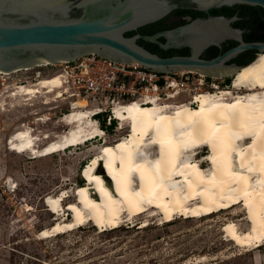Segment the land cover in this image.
I'll return each mask as SVG.
<instances>
[{"label": "bare ground", "instance_id": "1", "mask_svg": "<svg viewBox=\"0 0 264 264\" xmlns=\"http://www.w3.org/2000/svg\"><path fill=\"white\" fill-rule=\"evenodd\" d=\"M200 42L199 38L193 40L195 47ZM190 70L219 78L228 74L232 83L213 91H196L191 103L161 102L150 96L151 103L117 105L113 117L120 128H129L128 133L114 142L105 140L84 167L87 180L78 185L73 201L63 203L67 190L47 196V206L58 215L39 231L41 237L57 236L88 223L104 232L146 214L143 228L161 215L164 222L176 215L198 218L241 204L242 210L235 209L223 225L226 240L251 246V250L264 244V143L260 140L264 136V52L235 71ZM10 73L0 70V74ZM63 83L57 74L41 76L17 85L7 97L29 103L44 96L50 103V94L63 95ZM88 105L82 98L72 104L62 119L69 130L57 139L50 140L49 134L41 135L30 127L19 128L8 138L9 149L43 158L88 139L104 138L106 132L95 108ZM46 139L40 146L39 141ZM203 150L207 152L201 155ZM204 162L209 166H203ZM66 211L73 213L71 219L61 216ZM244 213L243 218H236ZM243 220L247 222L244 228Z\"/></svg>", "mask_w": 264, "mask_h": 264}, {"label": "rangeland", "instance_id": "2", "mask_svg": "<svg viewBox=\"0 0 264 264\" xmlns=\"http://www.w3.org/2000/svg\"><path fill=\"white\" fill-rule=\"evenodd\" d=\"M37 70L34 67L21 73L0 74V264H264V244L251 250V246L227 241L222 231L235 209L242 210L241 204L198 218L176 215L172 221L164 222L161 217L165 216L161 215L160 219H150L143 228L141 222L146 214L115 230L108 227L103 232L88 223L57 236L41 237L39 231L58 215L47 206V196L67 190L63 203L73 201L74 191L87 180L84 167L102 149L105 140L114 142L129 128H120L113 117V126L104 129L102 124L108 122L112 113L107 110L102 112L101 121L97 118L106 132L104 138L88 139L71 150L43 158L13 152L7 141L19 128L30 127L41 135L49 134L50 140L69 130L62 119L72 110L75 98L67 94L56 98L52 93L50 103L45 102L44 96L25 103L21 98L7 97L17 85L47 76H37ZM225 84L226 81L221 87ZM88 104L92 109L100 105L96 100H89ZM101 106L105 108V104ZM46 141H39V145ZM206 152L203 150L201 155ZM202 165L209 166L206 162ZM72 215L71 211L61 214L67 219ZM243 221L240 223L244 228L247 222Z\"/></svg>", "mask_w": 264, "mask_h": 264}, {"label": "water", "instance_id": "3", "mask_svg": "<svg viewBox=\"0 0 264 264\" xmlns=\"http://www.w3.org/2000/svg\"><path fill=\"white\" fill-rule=\"evenodd\" d=\"M0 0V70L13 72L31 67L39 60L52 63L74 60L96 53L120 62H137L146 68L173 72L182 69L231 68L227 63L246 50L257 53L252 61L234 66L238 70L264 52V42H245L243 30L225 17L196 20L156 35L132 31L157 20L173 8L191 6L206 11L222 4H247L264 8V0ZM53 5V6H52ZM167 38L159 41L158 36ZM240 42L212 59L201 57L210 45L220 46L226 38ZM157 42L163 49L188 46V55L162 56L138 42ZM201 40L194 46L193 40Z\"/></svg>", "mask_w": 264, "mask_h": 264}, {"label": "built area", "instance_id": "4", "mask_svg": "<svg viewBox=\"0 0 264 264\" xmlns=\"http://www.w3.org/2000/svg\"><path fill=\"white\" fill-rule=\"evenodd\" d=\"M34 67H38V70L34 71L37 76L47 73V76L57 74L63 77L64 83L60 88L62 96L67 94L76 100L84 98L88 102L98 101L100 105L95 107V115L111 110L107 124H111L114 119V109L117 105L131 101L151 103L148 98L150 96L161 102L173 100L191 103L196 91H213L226 81L225 77H214L188 69L159 71L146 68L137 62H120L96 53L84 54L74 60L58 63H36L15 71L21 73ZM40 68H47L48 71H41ZM102 104H105V108Z\"/></svg>", "mask_w": 264, "mask_h": 264}, {"label": "flooded vegetation", "instance_id": "5", "mask_svg": "<svg viewBox=\"0 0 264 264\" xmlns=\"http://www.w3.org/2000/svg\"><path fill=\"white\" fill-rule=\"evenodd\" d=\"M225 17L231 20L232 17H236L235 20L230 22V25L235 28L243 30L242 38L245 42H264V8L260 6H251L247 4H222L219 6L210 7L208 11L191 6H179L173 8L163 17L148 22L138 28L127 31V36H133L136 34L156 35L168 30L178 28L180 26L187 25L196 20H208L209 18ZM159 41L166 43L167 38L164 36H158ZM138 42L147 49L163 54L166 49H163L157 42L146 41L142 38L138 39ZM240 42L232 39V37L226 38L221 42L220 46L210 45L207 46L201 53V57L205 59H212L216 56L224 53L228 49L238 45ZM167 50H174L172 55H188L191 53V49L188 46L183 48H169ZM166 50V51H167ZM182 50V51H175ZM257 50L250 49L242 52L237 57L231 59L227 64L232 68L234 66L242 65L249 62L255 57ZM230 68V69H231ZM225 76L230 77L226 74Z\"/></svg>", "mask_w": 264, "mask_h": 264}, {"label": "trees", "instance_id": "6", "mask_svg": "<svg viewBox=\"0 0 264 264\" xmlns=\"http://www.w3.org/2000/svg\"><path fill=\"white\" fill-rule=\"evenodd\" d=\"M174 50H165L164 51V53L163 54H160V55H162V56H171V53L173 52ZM175 51H182V50H175ZM153 52V51H152ZM254 58H252L250 61H252ZM247 63H249V62H247ZM231 81H232V78H227L226 79V84H231ZM101 115H103V114H97L96 115V117L98 118V120L99 121H101ZM105 122V124H102V125H104V129H109V128H111L112 126H113V124H114V119L112 120V122H111V124H107L106 123V120L104 121ZM117 228H119V227H116V228H114V229H117ZM113 230V229H112Z\"/></svg>", "mask_w": 264, "mask_h": 264}, {"label": "snow or ice", "instance_id": "7", "mask_svg": "<svg viewBox=\"0 0 264 264\" xmlns=\"http://www.w3.org/2000/svg\"><path fill=\"white\" fill-rule=\"evenodd\" d=\"M249 134H251V133H249ZM260 140H261V143H264V136H262V137L260 138ZM241 167H243V164H241Z\"/></svg>", "mask_w": 264, "mask_h": 264}]
</instances>
